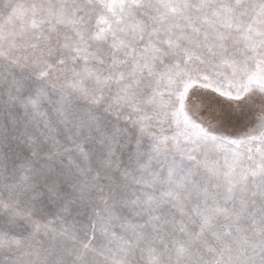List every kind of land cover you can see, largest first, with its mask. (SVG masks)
Listing matches in <instances>:
<instances>
[{"label":"snow or ice","instance_id":"snow-or-ice-1","mask_svg":"<svg viewBox=\"0 0 264 264\" xmlns=\"http://www.w3.org/2000/svg\"><path fill=\"white\" fill-rule=\"evenodd\" d=\"M0 264H264V0H0Z\"/></svg>","mask_w":264,"mask_h":264}]
</instances>
